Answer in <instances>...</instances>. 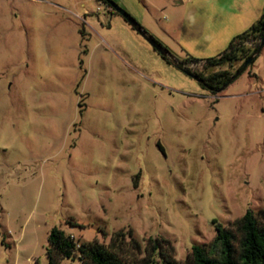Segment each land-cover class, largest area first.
Instances as JSON below:
<instances>
[{
  "label": "rangeland",
  "instance_id": "1",
  "mask_svg": "<svg viewBox=\"0 0 264 264\" xmlns=\"http://www.w3.org/2000/svg\"><path fill=\"white\" fill-rule=\"evenodd\" d=\"M113 1L174 60L216 56L264 3ZM245 209L264 227V41L212 92L99 0H0V264H47L51 226L125 264L160 262L149 237L190 264Z\"/></svg>",
  "mask_w": 264,
  "mask_h": 264
},
{
  "label": "trees",
  "instance_id": "2",
  "mask_svg": "<svg viewBox=\"0 0 264 264\" xmlns=\"http://www.w3.org/2000/svg\"><path fill=\"white\" fill-rule=\"evenodd\" d=\"M99 1L105 3L104 0ZM113 12L116 13L114 10ZM263 30L264 3L257 18L246 29L232 36L226 47L216 56L195 58L184 55L180 60L169 59L167 56L161 57L184 73L196 76L201 85L216 92L235 77H232L233 72L238 70L242 62L254 52ZM145 32L154 42L164 47L150 33ZM252 40L255 42L243 45V42ZM255 55L256 53L248 63L253 60ZM238 58L241 60L232 71L217 69L204 75L193 72L185 65L190 62L202 61L201 67L207 68L220 61L231 62ZM158 148L162 149L159 144ZM213 229L214 235L206 246L203 244L190 246L187 253V260L190 264H264V227L257 224L250 209H245L239 217L234 219L231 228L224 227L213 220ZM148 240L151 241V248L154 254L159 257L160 262L155 263L152 258L140 257L132 264H176L171 253L163 250L160 240L150 237ZM46 242L44 254L47 264H60L61 258H69L73 252L77 253L80 264H125L117 251L96 242L76 243L69 235L55 226H51L48 230Z\"/></svg>",
  "mask_w": 264,
  "mask_h": 264
},
{
  "label": "water",
  "instance_id": "3",
  "mask_svg": "<svg viewBox=\"0 0 264 264\" xmlns=\"http://www.w3.org/2000/svg\"><path fill=\"white\" fill-rule=\"evenodd\" d=\"M104 2L110 7L112 8L117 14H119L122 19L132 28L134 29L136 32H138L141 36H143L151 45V47L160 55V56H170V53L168 52V50L162 46H160L159 44H157L156 42H154L150 37H148V35L146 34L145 30L143 29V27L130 15L128 14L123 8H121L120 6H118L113 0H104ZM264 41V30L262 31L260 37H259V41L258 44L254 50V52L249 55L243 62L242 65L240 66V68L238 70H236L235 72H233L232 77L236 76L239 72H241L243 70V68L245 67V65L248 63L249 60L252 59L253 55L255 53L258 52L259 48L261 47L262 43ZM191 77H193L195 80H198L196 76L194 75H190Z\"/></svg>",
  "mask_w": 264,
  "mask_h": 264
},
{
  "label": "crops",
  "instance_id": "4",
  "mask_svg": "<svg viewBox=\"0 0 264 264\" xmlns=\"http://www.w3.org/2000/svg\"><path fill=\"white\" fill-rule=\"evenodd\" d=\"M263 6V5H262ZM262 8V7H261ZM261 11V10H260Z\"/></svg>",
  "mask_w": 264,
  "mask_h": 264
}]
</instances>
